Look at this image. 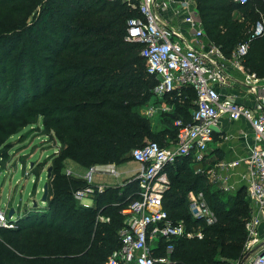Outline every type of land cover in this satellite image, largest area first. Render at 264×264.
<instances>
[{
  "label": "trees",
  "instance_id": "1",
  "mask_svg": "<svg viewBox=\"0 0 264 264\" xmlns=\"http://www.w3.org/2000/svg\"><path fill=\"white\" fill-rule=\"evenodd\" d=\"M195 1L209 42L222 48L228 59L264 17V0L247 5ZM42 2L0 0V105L10 102L0 108V144L25 120L42 117L64 149L53 165L49 213H29L17 222V229H0V264H106L121 246V211L139 198V184L107 188L95 197L94 206L85 207L74 195L86 182L63 174L64 162L71 160L85 169L120 166L150 138L155 140L151 143L168 146L178 129L172 126L155 134L150 119L138 111L154 101L157 85L147 73L142 46L126 42L128 21L140 17L139 12L106 0ZM41 5L39 17L29 23ZM244 69L264 78V36L252 41ZM169 97L180 116L172 117L174 124L190 123L195 92L185 89L164 100ZM195 166L192 158L185 157L169 168L171 186L164 209L172 222L202 231L204 238L174 242L172 262L237 264L248 240L247 191L226 193L211 185L205 174L196 173ZM200 192L218 218L214 226L192 216L190 195ZM100 217L110 221L102 223ZM168 245L161 240L155 255L165 256Z\"/></svg>",
  "mask_w": 264,
  "mask_h": 264
},
{
  "label": "built area",
  "instance_id": "2",
  "mask_svg": "<svg viewBox=\"0 0 264 264\" xmlns=\"http://www.w3.org/2000/svg\"><path fill=\"white\" fill-rule=\"evenodd\" d=\"M48 0H43L47 3ZM121 2L140 17L128 21L126 42L142 46L141 56L147 62V73L157 80L153 90L157 102L152 101L142 110L149 119L163 113H171V106L164 98L185 89L196 94L192 121L175 123L177 138L166 147L153 142L134 149L131 159L140 165L139 172L130 182L139 184L138 197L121 211L124 228L120 232L121 246L106 264H173V243L180 239L204 238L202 231H190L185 223L172 222L164 209V197L171 186L168 170L181 158H192L202 166L198 174H205L213 185L232 193L245 188L251 218L246 224L248 240L242 260L237 264H264V78H258L244 69L253 40L264 36V17L254 27L250 39L240 44L228 59L222 48L211 44L202 23L198 19L195 0H106ZM247 5L251 0H233ZM230 67L241 72L244 79L236 80ZM232 82L247 88L256 98L253 108L238 103L227 94ZM233 123L249 125L251 134L242 132L241 138L248 143L249 154L235 161H224L212 169H203L208 158L210 144L214 141L221 118ZM59 155V152H56ZM244 168L239 183L232 181V172ZM86 176L77 177L73 170L66 175L82 179L86 186L75 192L81 205L106 191L104 186L93 184L94 175L106 174L118 178L116 165L97 166L87 169ZM190 208L195 220H203L208 226L218 223L205 194L190 196ZM83 206V205H82ZM102 223L110 220L100 217ZM18 220L0 212V229H17ZM161 240L169 243L165 256L157 257L154 249Z\"/></svg>",
  "mask_w": 264,
  "mask_h": 264
},
{
  "label": "rangeland",
  "instance_id": "3",
  "mask_svg": "<svg viewBox=\"0 0 264 264\" xmlns=\"http://www.w3.org/2000/svg\"><path fill=\"white\" fill-rule=\"evenodd\" d=\"M41 7L42 5L33 12L29 23L39 17ZM4 100H7V98ZM151 100L157 102L158 98L154 97ZM170 100L171 97L165 99L166 103H171ZM190 102L194 104V100H190ZM9 103L8 101L5 105H9ZM5 105H0V108ZM28 108V110L31 109L30 107ZM144 108H139L138 111L142 112ZM171 111L170 114L173 115L168 117L150 119L149 122L153 133L160 134L172 126L175 127L174 120L179 119L180 116L175 115V109L171 108ZM172 117H175V119L172 120ZM25 123L16 134L0 144V212H4L9 217L14 212L13 217L18 221L29 213H49L48 203L43 202L45 185L50 184L48 170L53 168L56 157L64 149L56 135L45 128L42 117L31 122L25 120ZM151 141L155 140L150 138L147 143H151ZM56 152H59V155H56ZM201 168L202 166L200 165L194 167L196 171ZM139 169L140 165L138 163L127 159L126 163L117 166V171L120 174L118 178L97 173L94 175L93 184L95 186L121 184L116 188L122 187L133 179ZM203 169L206 170L208 168L204 166ZM68 170H74L77 177L86 176L88 173L87 169L77 166L71 160L64 162L63 174H66ZM208 182L213 185L209 179ZM48 200H51L49 194ZM82 205L92 207L93 201L85 200ZM260 231L263 237L264 226Z\"/></svg>",
  "mask_w": 264,
  "mask_h": 264
},
{
  "label": "crops",
  "instance_id": "4",
  "mask_svg": "<svg viewBox=\"0 0 264 264\" xmlns=\"http://www.w3.org/2000/svg\"><path fill=\"white\" fill-rule=\"evenodd\" d=\"M230 72H233L236 80L241 82L244 79V75L241 72H237L231 67ZM227 94L232 95L235 100L242 105L250 108L256 106L257 98L247 88L241 86L239 83L232 82L230 84L229 90L227 91ZM171 107L174 109V105H172ZM217 128L220 130V132L216 133V135L214 136V141L210 144L208 158L204 164V166L208 169H212L221 162L235 161L244 158L249 154L248 143L250 145L251 142H247L246 140H243L241 138L242 132H248L251 134V129L248 124L244 122L233 123L227 117H223L221 118ZM76 165L79 166L78 164ZM244 173V168L234 170L232 172V181L235 183H239L241 175ZM83 177L84 176H82V178ZM118 185L121 184H104L97 186L111 188L117 187Z\"/></svg>",
  "mask_w": 264,
  "mask_h": 264
},
{
  "label": "water",
  "instance_id": "5",
  "mask_svg": "<svg viewBox=\"0 0 264 264\" xmlns=\"http://www.w3.org/2000/svg\"><path fill=\"white\" fill-rule=\"evenodd\" d=\"M214 131L216 132V133H219L220 132V130L216 127V128H214ZM52 170H53V168H50L49 170H48V180H50L51 179V177H52ZM48 194H49V184H46L45 185V188H44V196H43V202H47V200H48ZM13 215H14V212H12L11 214H10V218H12L13 217ZM264 254H262V256H263ZM243 264H244V262H243Z\"/></svg>",
  "mask_w": 264,
  "mask_h": 264
}]
</instances>
